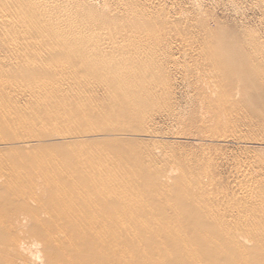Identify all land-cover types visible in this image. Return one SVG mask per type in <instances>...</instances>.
Listing matches in <instances>:
<instances>
[{
  "label": "bare ground",
  "instance_id": "obj_1",
  "mask_svg": "<svg viewBox=\"0 0 264 264\" xmlns=\"http://www.w3.org/2000/svg\"><path fill=\"white\" fill-rule=\"evenodd\" d=\"M169 2L172 0H0V48L48 51L47 56L52 59L45 70L42 69L44 72L35 70V74L29 75L31 69L26 65L29 71H25L27 75L23 77L29 90L36 88L40 99L52 102L66 83L75 81L72 84L85 87L86 91L87 85L104 89L107 102L114 105L108 113H98L90 107L89 110L76 109L73 117H68L63 109L65 105L57 104L54 112L40 111L32 115L40 118L41 123L44 120L54 125L53 129L87 132L113 118L122 119L133 111L149 109L154 100L160 99L163 91L159 92L160 84L164 83L167 90L171 86L164 82L167 76L163 65L151 63L156 56L160 58L165 53H168L166 57L171 56L173 40L179 43L180 49L188 48L195 33L185 25L187 11L183 13L187 15L185 18L181 11L180 15L171 16L167 9ZM261 4L264 11V0ZM201 31L203 48L197 46L196 51L191 48L196 58L190 56L191 53L184 54L183 58L189 56L196 62L200 59L203 71L198 77L216 86L209 91L194 88L210 114V123H200L197 130L205 134L204 139L196 143H210L217 138H227L225 133L230 126L226 117L237 108V99L255 87L261 88L264 94V45L255 40L249 52L234 56L229 44L218 40L213 29L202 28ZM227 51L233 56L226 55ZM60 68L65 72H51ZM20 83L15 82V86ZM21 85L18 88H22V92L26 85ZM91 86L90 92L94 88ZM1 87L0 131L16 133V128L8 124L12 122L8 116L11 110L8 112V104L2 102L1 94L5 91H1ZM36 97L33 99L38 100ZM153 107L150 110L156 108ZM33 123L26 128L34 127ZM74 157L59 161L25 157L13 164H0L2 175L6 177L0 174V203L3 198H9L15 211L10 216L11 208H5L9 210L6 211L8 216L3 215V211L0 214V264H264L262 182L242 188L243 193L250 192L253 198L250 196L248 206H244V217L230 225L221 219L192 218L197 205L191 211L187 209L188 203L181 201L189 200L190 182L177 179L169 185L173 178L168 174L162 180L150 173L151 168H141L138 164L132 167L133 175L119 174L117 180L95 169L96 158ZM259 164L264 170V162ZM135 182L141 187L133 189L137 187L133 185ZM194 183L200 186L201 182ZM163 187H168L174 204H168ZM181 190L184 193L179 196ZM132 192L139 195L137 202L127 208H114L121 196ZM89 195H104L105 200L83 202ZM70 201L76 204L79 213L57 212L58 205ZM0 206L3 210V203ZM148 207L154 211L147 212ZM116 210L125 217L135 214V221L140 223L120 226L116 222L122 215L118 216ZM98 213L108 215L98 216ZM182 216L186 222L184 233L182 226L176 225L182 221ZM235 229L236 234L232 233Z\"/></svg>",
  "mask_w": 264,
  "mask_h": 264
},
{
  "label": "rangeland",
  "instance_id": "obj_2",
  "mask_svg": "<svg viewBox=\"0 0 264 264\" xmlns=\"http://www.w3.org/2000/svg\"><path fill=\"white\" fill-rule=\"evenodd\" d=\"M200 1L172 0L168 4L173 9L167 4L171 16H175L173 13H179L180 15V11L183 18L188 15L185 19L187 20L185 25L190 26V30L195 31V33H193L188 48L183 47L180 49L178 47L179 43L173 40L172 49L169 50L171 56L166 57L168 53H165V56L162 55L163 58L166 57L164 59L161 56L160 58L156 56L153 63H151L163 65V70L167 76L164 82L171 85L170 89L167 90L164 89V83L160 84L159 92L163 89L160 94L158 93L160 99L154 100L151 104L152 107L156 106V108L153 109V107L150 110V106L149 109H145L146 111L139 109L138 112H135L136 114L133 111L128 114L129 117H123L124 119L117 117L114 119L112 117L113 119L108 123L87 130V132L84 130L75 132L53 129L56 128L54 125L51 126L44 120L41 123L40 118H35L32 114H38L40 111L54 112L53 110L56 108L53 107L57 104L65 105L63 109L68 117H73L76 109L89 110L90 107L95 112L108 113L110 107H114V105L107 102V94H104L107 91L103 92L104 89H98V86L90 85L95 88L90 92V86L87 85L89 90L87 92L83 90L85 87H79L74 83L72 84L75 81H71L68 84L66 83L67 86L62 87L63 90L57 95V98H52V102L44 99L43 101L38 97L36 88L29 90L28 82L25 84L26 80L23 75L28 73V67L34 70V72L30 70L29 75L30 73L35 74V70L44 72L42 69L45 70L44 67L52 62V59L47 56L48 51H26V47H22L23 50H19V48L18 51L16 49L13 51L14 49L10 48H0V67L2 66L0 69V84L2 85L0 86H2V89L5 87V90L1 89V91H5L4 94L1 92L3 94L1 96L4 98L2 102L4 101L9 105L5 104L8 107L6 109L11 110H8V112H13L11 113L12 116L10 112L8 115L11 118L8 117L12 121L11 124L15 123L17 125L14 124L13 126L8 123L12 126L11 128H16V133L0 131V164H13L19 159H25V157H35L38 160L54 159L57 161L73 159L74 156L87 159L94 157L98 160V164L95 163V169L100 170L102 175H109V178L114 177L117 180L119 174L127 177L133 175L134 169L132 167L135 164H138L141 168L146 166L151 168V174L160 176L162 180H165L163 177L167 174L173 178L169 180V185L176 183L177 179H181L184 183L190 182L189 200L181 201L187 202V209H191V211L197 205L198 208L195 210L196 212L192 213V218L196 220L202 218L213 220L215 218L226 220L230 225L236 224L244 217V206H246L248 198L251 196L250 192L243 193L242 188L249 187L255 182L264 184V170L259 164L264 162V94L261 88L259 90V87H255L257 92L255 89L251 90V88L245 95L246 99L245 96L237 99V108L232 111L230 116L226 117L230 126L225 133L227 138H217L210 143L204 141L196 143L197 140L204 139L205 134L197 130H199L200 123H210V114L204 106L205 101H202V97L194 91V88L203 87L209 91L216 88V86L210 80L203 81L198 77L203 71V62L200 59H197L196 62L189 56L184 59L183 55H190L191 53L190 56L196 58V52L194 53L193 50L196 51L197 46L199 49L203 48L201 46L204 38L203 35L201 36L202 28L213 29L218 36V40L229 44L234 56H238L241 52H249L250 44L255 40L264 45L263 4H261L262 0ZM183 13L187 15L185 16ZM231 51H227L225 54L233 56ZM185 55L184 57H186ZM19 66L21 69L18 68ZM4 70L7 72L6 75ZM54 70H58L59 73L65 72L61 68L50 71L55 72ZM25 71L26 73H24ZM50 71L48 73H51ZM10 76H12V79ZM18 76L21 79L19 81ZM15 82H22L24 87L26 85L25 89L23 87L25 93L21 92L22 88H18L22 87V83L15 86ZM164 90L167 92L165 93ZM32 97H36L38 100ZM205 117L207 118L205 119ZM23 118H27V120L24 121ZM202 118L204 119L201 120ZM30 120L34 122V127L29 126L31 129L28 127L27 129L26 126L32 124ZM90 131L92 132L88 133ZM132 153L136 155L135 158ZM119 167L121 168L118 170ZM109 168L113 169L112 173L105 172L110 170ZM0 174H3L1 170ZM4 178L6 179V177ZM103 181L105 182V180ZM198 181L201 182L200 186L194 183ZM136 183H133L137 186L133 189L141 187ZM163 188V194L168 204H174L175 200L168 195V187ZM178 193L180 196L184 193V190ZM137 198H139V195L135 192L134 194L133 192L125 194L119 198L117 204H115L117 206L114 208H117V210L127 208L133 202H137L139 200ZM97 200L103 202L105 200L104 195L101 197L89 195L87 198L82 199L83 202H96ZM8 201H10L9 198L1 200L0 205L3 203L4 208L0 210V214L3 211L4 214H2L7 215L8 212L6 211H9V208L12 207ZM69 203L62 204L63 207L58 205L57 212H62L61 214L67 213V211L69 213L80 212L76 204L73 203L74 206L72 201ZM5 208L9 210L5 211ZM11 210L10 216L15 213L14 209ZM146 210L147 212L154 211L152 207H148ZM89 214L88 216H92L94 213ZM139 214L141 218V213ZM95 215L97 214L95 213ZM100 215L106 216L108 214L102 213ZM117 215L122 214L117 211ZM3 217L5 219V216ZM134 217L137 216L135 214L127 215V217L122 215L116 223L122 227L139 224L140 222H136ZM181 219L182 221L177 222L176 225L180 224L184 233L186 222L184 223L183 216ZM232 233L236 234L238 231L235 229L232 230ZM181 235L185 238L184 234Z\"/></svg>",
  "mask_w": 264,
  "mask_h": 264
}]
</instances>
